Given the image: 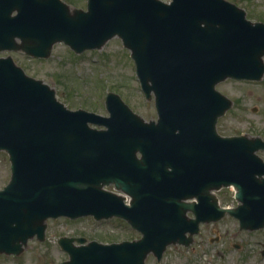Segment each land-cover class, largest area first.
Segmentation results:
<instances>
[{
    "label": "water",
    "instance_id": "water-1",
    "mask_svg": "<svg viewBox=\"0 0 264 264\" xmlns=\"http://www.w3.org/2000/svg\"><path fill=\"white\" fill-rule=\"evenodd\" d=\"M116 35L131 50L146 96L155 95L157 120L113 92L110 116L69 109L11 55L0 57V149L12 162L0 190V253L20 254L35 235L43 240L50 217L118 215L142 238L75 246L62 237L70 258L56 264H145L151 251L161 259L168 244L198 230L186 212L200 207L186 199L229 185L242 204L224 210L243 227L264 226V177H256L264 162L255 154L264 141L218 133L232 100L216 88L228 77H263L264 22L229 0H88L87 9L0 0V50L48 57L63 41L79 53ZM110 183L131 203L104 188Z\"/></svg>",
    "mask_w": 264,
    "mask_h": 264
},
{
    "label": "rangeland",
    "instance_id": "rangeland-1",
    "mask_svg": "<svg viewBox=\"0 0 264 264\" xmlns=\"http://www.w3.org/2000/svg\"><path fill=\"white\" fill-rule=\"evenodd\" d=\"M71 9H86L87 0H64ZM167 1V0H166ZM247 12L252 21L264 22V0H229ZM130 50L116 36L101 48L75 52L64 42H57L46 58H34L20 51H0L1 56L12 55L15 63L26 74L50 85L57 98L71 109L83 108L108 116L105 104L109 91L118 93L136 112L146 119L157 118L154 98L147 99L135 73V62ZM218 90L233 100L231 108L218 119L220 134L247 135L264 139V75L260 80H238L227 78L217 84ZM11 162L6 151H0V189L10 180ZM114 189L113 185L108 186ZM220 192L224 201L231 202L230 193ZM45 238H30L20 254H0V264H53L69 258L58 240L86 238L88 241L119 242L141 237L125 220L114 217L96 220L90 215L77 219L51 218L47 222ZM221 237L217 240L201 241L197 236L189 246H169L161 261L150 254L146 264H264L261 257L264 231H241L237 220L225 217L209 235ZM88 241H76L87 245ZM74 242V243H75ZM238 244V245H236Z\"/></svg>",
    "mask_w": 264,
    "mask_h": 264
},
{
    "label": "flooded vegetation",
    "instance_id": "flooded-vegetation-1",
    "mask_svg": "<svg viewBox=\"0 0 264 264\" xmlns=\"http://www.w3.org/2000/svg\"><path fill=\"white\" fill-rule=\"evenodd\" d=\"M256 154H258L263 160H264V147L258 149L256 151ZM256 177L258 179H262L264 177V173L263 174H259L256 173ZM229 190H223V194L225 193H230V197H231V189L230 187L228 188ZM222 191V190H221ZM221 191H208L206 192L197 202L199 203V207L201 208V211H199V216L195 215V213L193 211H189L188 212V216L191 218H195V217H199L201 218L200 223H199V231L197 232V234L194 235V241L197 240L196 237L197 236H201V241L204 242L206 241V238L209 237V240L212 242L214 241V239H219L221 237L220 233H219V229H218V234L215 238V236L209 235V230L213 229L214 226L216 224H218L221 220H223L225 217H232L235 218L234 216L230 215V214H225L222 218L220 219H215L218 218L220 215V208L219 205L222 207H235L237 206L238 202L236 201L235 197H234V193L232 194V199L233 201L226 202L224 201L222 195H220ZM209 218H213L210 219ZM237 220V225L239 230L241 231H256V232H261L264 231V227L260 228V229H254V230H248V229H242L240 227V222L238 219ZM190 233H187L186 236H189ZM259 243H261V245L263 246L262 250H261V257L264 258V242H262V240L259 239ZM238 245V244H236ZM183 246V245H182ZM201 264V263H199Z\"/></svg>",
    "mask_w": 264,
    "mask_h": 264
}]
</instances>
